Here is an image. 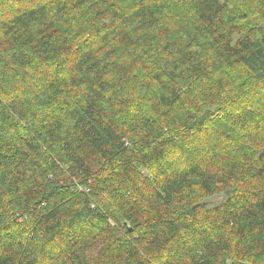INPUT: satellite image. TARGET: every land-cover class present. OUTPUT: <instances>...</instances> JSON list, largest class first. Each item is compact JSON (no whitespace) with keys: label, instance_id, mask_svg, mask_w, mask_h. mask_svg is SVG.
<instances>
[{"label":"trees","instance_id":"16d2710c","mask_svg":"<svg viewBox=\"0 0 264 264\" xmlns=\"http://www.w3.org/2000/svg\"><path fill=\"white\" fill-rule=\"evenodd\" d=\"M1 14L0 264H264V0Z\"/></svg>","mask_w":264,"mask_h":264},{"label":"rangeland","instance_id":"374dc122","mask_svg":"<svg viewBox=\"0 0 264 264\" xmlns=\"http://www.w3.org/2000/svg\"><path fill=\"white\" fill-rule=\"evenodd\" d=\"M0 17H1V18H5L6 15L1 14ZM50 73L53 75V74H54V70H52ZM60 76H61V77H64V72H61V73H60ZM236 104H237L239 107L243 106V107H245V108H247V107L250 106V103L246 104V103H245L244 101H242V100H238V102H237ZM184 154H186V153L184 152ZM176 158L178 159V156H177V155L175 156V159H176ZM169 159H170V156L167 155V157H166L164 163H169V162H170ZM177 159H176V160H177ZM175 163H179V161H176ZM215 200H218V199H214L213 203H217V201H215Z\"/></svg>","mask_w":264,"mask_h":264}]
</instances>
